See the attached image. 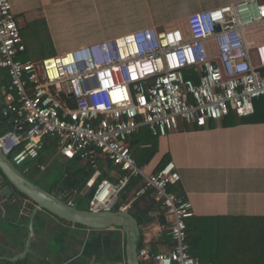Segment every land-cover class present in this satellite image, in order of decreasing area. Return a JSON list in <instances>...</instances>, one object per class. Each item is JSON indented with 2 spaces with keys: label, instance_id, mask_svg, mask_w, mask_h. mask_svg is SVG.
Listing matches in <instances>:
<instances>
[{
  "label": "built area",
  "instance_id": "built-area-1",
  "mask_svg": "<svg viewBox=\"0 0 264 264\" xmlns=\"http://www.w3.org/2000/svg\"><path fill=\"white\" fill-rule=\"evenodd\" d=\"M25 50L11 2L0 0V77L9 78L2 114L10 125L0 135L3 153L24 173L46 170L39 159L48 143L61 157L90 165L91 210H111L131 178H140L120 209L151 190L165 217L157 232L164 247L153 251L143 233L140 263L201 264L187 241L192 204L170 190L180 181L175 163L147 172L128 137L143 126L163 137L180 121L204 127L231 110L254 112V100H264V0L197 10L184 29L147 26L39 61L20 59ZM98 155L122 170L115 181H96Z\"/></svg>",
  "mask_w": 264,
  "mask_h": 264
},
{
  "label": "crops",
  "instance_id": "crops-1",
  "mask_svg": "<svg viewBox=\"0 0 264 264\" xmlns=\"http://www.w3.org/2000/svg\"><path fill=\"white\" fill-rule=\"evenodd\" d=\"M235 1L238 0H10L26 46L23 60L33 61L146 26L178 27L173 14L185 15L186 22L189 13ZM165 14H170L165 21L156 17ZM26 35L34 39V46L26 42ZM224 120L209 121L204 127L180 121L178 129L157 138L142 128L135 135L145 132V137L131 150L147 172L158 170L168 161L175 163L180 181L173 187L190 201L194 217L264 216V122L227 125ZM50 150L43 153L47 170L54 162L68 163L54 146ZM150 153L153 154L148 158ZM99 168L102 175L108 169L107 163ZM119 174L115 169L109 171L113 178ZM92 177L93 174L82 193L91 189L88 182ZM46 181L43 188L53 185ZM6 187L0 183V222L4 223L0 226V264H17L20 259H26L21 264H126L121 228H87L38 210L30 235L29 213L34 204L15 192L14 197H6ZM135 189L130 190L129 198ZM58 194L76 204L75 195ZM128 199L120 207L127 205ZM153 199V194H145L141 204ZM154 206L149 213L151 221L140 228L142 235L150 234L151 244L155 242L158 251L164 247L158 244L157 232L164 229L165 217L161 206ZM115 255L123 259L112 261Z\"/></svg>",
  "mask_w": 264,
  "mask_h": 264
},
{
  "label": "trees",
  "instance_id": "trees-1",
  "mask_svg": "<svg viewBox=\"0 0 264 264\" xmlns=\"http://www.w3.org/2000/svg\"><path fill=\"white\" fill-rule=\"evenodd\" d=\"M25 51L20 54L19 58L22 60L26 58L23 57ZM8 84L9 78L4 73V75L0 77V135L10 127L7 118L2 114V107L4 106L2 91L4 87L6 88L8 86ZM224 118V124L227 125L238 124L242 122H264V100L262 98L255 99L254 112L248 116H239L235 111L231 110L230 113ZM212 120L218 121L210 119L208 122ZM142 128L147 127L143 126L140 129ZM135 134L128 137V140L132 142L130 144V148L131 146L133 148L135 143L141 141L140 139L143 138L145 132L140 135L139 133L137 135ZM134 135L135 137H133ZM152 136L157 138V136ZM52 146L53 143H48L44 146L39 162H43L44 151L45 153L48 152ZM132 152L134 156V151ZM152 154L153 153H150L148 158ZM102 158L105 160L102 161ZM67 161V164L54 162L48 168V170H53L56 175L53 185L51 184V186L44 188L48 191L54 192L57 190L58 193L66 192L72 196L75 195L74 200L77 207L88 210L89 201L93 195L94 188H91L85 193H82V191L86 186L88 179L93 174V169L88 164L79 163V158H74ZM167 161L168 159L164 163ZM97 162L101 168H103L105 162L107 163L108 167V169L105 170L97 179L98 181L103 177H107L110 180L115 181L117 177L113 178L109 176V171L111 169H115L120 174L122 173V170L119 167L113 165L112 161L108 160L102 155L97 156ZM18 168L23 171V166H19ZM41 173L42 176H40V178L46 179L44 172ZM26 175L28 174L26 173ZM35 182L39 185H42V183L39 182V179H37ZM141 182L142 181L140 178L132 177L129 185L118 196V199L112 207V210H118L121 204L127 201L129 198L130 190L133 188H136L135 190H137L139 187H141ZM0 183L4 186L10 185V182L3 175L1 169ZM175 187L172 186L170 190L177 192L178 189ZM14 192L16 195L26 198L18 191L14 190ZM181 193L182 192L178 194L182 196L183 194ZM147 194H152V191H148ZM133 195L130 197L131 199ZM130 198L128 201L131 200ZM141 198L142 197L131 201V205L128 209L134 215L140 226L151 221L149 213L154 210L155 204L159 205V202H157L155 198L153 200L147 201L144 204H141ZM36 218L39 220L40 216L36 215ZM75 225L83 226L80 224ZM142 239L143 237L141 230L140 244L142 243ZM187 241L190 245L191 254L198 258L201 264H225L227 262L226 258L230 256L232 252H236L239 255H244V263L242 264H264V216H195L188 220ZM159 242L160 241H158V244ZM149 247L153 251H157V244L155 242L152 244L150 243ZM122 259L123 258L121 255H115L112 258V261H120ZM25 260L26 259H20L17 261V264H21L22 261Z\"/></svg>",
  "mask_w": 264,
  "mask_h": 264
},
{
  "label": "water",
  "instance_id": "water-1",
  "mask_svg": "<svg viewBox=\"0 0 264 264\" xmlns=\"http://www.w3.org/2000/svg\"><path fill=\"white\" fill-rule=\"evenodd\" d=\"M0 169L8 179L10 185L3 190L6 197H12L14 190L31 200L34 208L30 211L29 231L33 233V217L38 210L57 216L72 224H80L87 228L103 229L107 227H119L125 237V262L126 264H141L137 250L140 245L141 228L128 209L118 210H91L80 209L76 204H70L67 198L53 191H48L21 171L6 156L0 148Z\"/></svg>",
  "mask_w": 264,
  "mask_h": 264
},
{
  "label": "rangeland",
  "instance_id": "rangeland-1",
  "mask_svg": "<svg viewBox=\"0 0 264 264\" xmlns=\"http://www.w3.org/2000/svg\"><path fill=\"white\" fill-rule=\"evenodd\" d=\"M174 1V0H173ZM156 17H158V18H160L161 20H163V21H165V19L168 17H170V14H165V15H156ZM176 18V19H174L175 20V22H174V24H175V26H177L178 25V27L179 26H181V25H183L184 24V26H185V15H182V14H178V15H174L173 14V18ZM147 27V26H146ZM27 36V35H26ZM36 38V37H35ZM26 42L30 45V44H32L33 46H34V39L31 37V36H27L26 37ZM44 46L45 47H48V45H47V43H46V41H45V44H44ZM45 47H43V46H40V49H43V48H45ZM44 174H45V178L46 179H44V181H40L39 180V182L40 183H42V185H44L45 184V181L47 180L49 183L50 182H53L54 181V178H55V173L53 172V170H48L47 171V169L44 171ZM46 181V182H47ZM4 223H2V222H0V226H2ZM3 227V226H2ZM9 227V226H8ZM143 228V227H142ZM144 231H145V228H144ZM237 247V246H236ZM235 250V249H234ZM227 262L225 263V264H242V263H244L243 261H244V255H239L238 253H236V252H232L231 253V255L230 256H228L227 258Z\"/></svg>",
  "mask_w": 264,
  "mask_h": 264
},
{
  "label": "flooded vegetation",
  "instance_id": "flooded-vegetation-1",
  "mask_svg": "<svg viewBox=\"0 0 264 264\" xmlns=\"http://www.w3.org/2000/svg\"><path fill=\"white\" fill-rule=\"evenodd\" d=\"M30 178L33 180L41 179L40 176H42V173L37 171L35 167L31 168L30 171L27 173Z\"/></svg>",
  "mask_w": 264,
  "mask_h": 264
},
{
  "label": "bare ground",
  "instance_id": "bare-ground-1",
  "mask_svg": "<svg viewBox=\"0 0 264 264\" xmlns=\"http://www.w3.org/2000/svg\"><path fill=\"white\" fill-rule=\"evenodd\" d=\"M69 62V60H67V63Z\"/></svg>",
  "mask_w": 264,
  "mask_h": 264
}]
</instances>
